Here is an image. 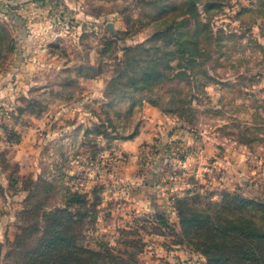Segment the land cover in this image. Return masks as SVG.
<instances>
[{
    "label": "rangeland",
    "instance_id": "374dc122",
    "mask_svg": "<svg viewBox=\"0 0 264 264\" xmlns=\"http://www.w3.org/2000/svg\"><path fill=\"white\" fill-rule=\"evenodd\" d=\"M17 31L38 66L19 90ZM260 205L264 0H0V264L55 208L105 264H210L180 213L264 228Z\"/></svg>",
    "mask_w": 264,
    "mask_h": 264
},
{
    "label": "trees",
    "instance_id": "16d2710c",
    "mask_svg": "<svg viewBox=\"0 0 264 264\" xmlns=\"http://www.w3.org/2000/svg\"><path fill=\"white\" fill-rule=\"evenodd\" d=\"M182 30H178V33ZM168 34V33H166ZM181 35V34H180ZM157 35L149 38L154 44ZM169 39V38H168ZM167 39V41H169ZM160 40L156 41L157 44ZM177 46L183 45L188 48L189 39L186 36L179 38ZM168 44V43H167ZM174 45V43H172ZM142 46V45H141ZM172 46V45H171ZM146 48L145 45L142 46ZM132 50H129L131 52ZM190 73L192 69H187ZM145 85H148L145 83ZM78 199L83 196L76 195ZM251 201L242 199L243 206H249ZM264 209V205H260ZM226 212V211H224ZM80 212L71 213L68 209L55 208L43 214V232L39 240L32 246H25V233L18 235L12 247L22 255L23 264H105L107 255L78 243L80 235L72 228L77 224ZM84 216V214H83ZM209 216H204L193 211L180 213L183 226L194 224L196 220L202 223V227L193 228L199 235L206 237L214 234L218 241L200 242L201 251L210 264H264V228L251 224L237 225L230 223L226 227H210L207 223ZM28 230V229H26ZM26 230H23L26 232ZM208 239V238H206ZM217 247L219 257H214L210 250ZM104 250V251H105ZM110 259V258H109ZM20 264V263H19Z\"/></svg>",
    "mask_w": 264,
    "mask_h": 264
},
{
    "label": "crops",
    "instance_id": "0c3cea01",
    "mask_svg": "<svg viewBox=\"0 0 264 264\" xmlns=\"http://www.w3.org/2000/svg\"><path fill=\"white\" fill-rule=\"evenodd\" d=\"M14 35L17 36L19 45L16 49V53L12 57L9 71H12L10 74V78L14 82L13 85H18L17 89L19 90L22 86H26L28 88L37 83L36 79L32 77V71L38 66L36 67L34 64H32V62H34V59L37 58L33 54V50H35V48H31L28 46L29 43H32L33 39L31 37H26L24 34H22V31H17ZM25 57L28 59H26ZM41 62L39 63L42 65Z\"/></svg>",
    "mask_w": 264,
    "mask_h": 264
},
{
    "label": "water",
    "instance_id": "95a60500",
    "mask_svg": "<svg viewBox=\"0 0 264 264\" xmlns=\"http://www.w3.org/2000/svg\"><path fill=\"white\" fill-rule=\"evenodd\" d=\"M108 29H109L111 32H113V26H112V25H110V26L108 27Z\"/></svg>",
    "mask_w": 264,
    "mask_h": 264
},
{
    "label": "built area",
    "instance_id": "2783aa9c",
    "mask_svg": "<svg viewBox=\"0 0 264 264\" xmlns=\"http://www.w3.org/2000/svg\"><path fill=\"white\" fill-rule=\"evenodd\" d=\"M69 22H70V21H69ZM71 24H72V23H71ZM67 26H69V25H68V21H67Z\"/></svg>",
    "mask_w": 264,
    "mask_h": 264
}]
</instances>
